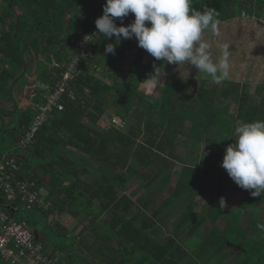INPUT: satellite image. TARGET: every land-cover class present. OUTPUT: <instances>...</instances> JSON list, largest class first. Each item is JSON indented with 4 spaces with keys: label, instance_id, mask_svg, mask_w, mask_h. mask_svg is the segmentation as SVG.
<instances>
[{
    "label": "trees",
    "instance_id": "trees-1",
    "mask_svg": "<svg viewBox=\"0 0 264 264\" xmlns=\"http://www.w3.org/2000/svg\"><path fill=\"white\" fill-rule=\"evenodd\" d=\"M3 1L2 100H10V85L22 72L24 42L30 38L24 51L26 74L35 73V81L50 87L72 53L70 39L95 29L105 3ZM191 6L214 9L219 23L243 12L264 17V0H191ZM133 19L130 13L115 23L127 25ZM110 42L96 34L75 81V100L66 98L64 109L51 113L25 150H12L14 141L2 135L29 125L34 109L28 102H43L45 90L34 87L36 83L18 93L13 88L17 106L22 99L25 108L15 130L0 132V156L24 155L23 160L17 158V176L33 180L38 191L46 190V206L8 203L0 192V208L36 231L37 240L44 235L43 250L57 264H264V232L257 227L264 224V195L252 197L238 187L220 163L237 121L264 120V97L249 95L237 83L173 75L154 96L141 88L154 73L144 61L146 50L134 38L122 39L115 55L104 54ZM133 47L134 56L124 69L121 65ZM52 53L59 65L36 64L39 55L48 58ZM26 54L32 58L30 70ZM106 114L124 120V129L101 126ZM132 181L142 188L135 198L126 193ZM226 186L238 197L225 199L228 207L221 209L216 194L223 195ZM197 196L206 198L202 205ZM244 213L249 217L244 219ZM63 215L76 224H63ZM206 220L211 225H205Z\"/></svg>",
    "mask_w": 264,
    "mask_h": 264
},
{
    "label": "clouds",
    "instance_id": "clouds-1",
    "mask_svg": "<svg viewBox=\"0 0 264 264\" xmlns=\"http://www.w3.org/2000/svg\"><path fill=\"white\" fill-rule=\"evenodd\" d=\"M130 13L134 16L130 23H115ZM94 23L97 31L86 35L84 40L92 42L89 37L99 34L112 41L105 45L104 54L115 55L116 45L122 39L134 38L138 47L160 62L159 66L154 65V73L144 79L148 88L162 84L166 64L176 65L179 70L190 64L213 83L229 78L228 46H223L219 60H213L209 44L203 39L204 33L214 30L219 23L214 9L196 10L191 0H105L102 14ZM185 74L187 78L186 68ZM229 138L232 142L225 146L221 167L238 187L249 191L252 197H261L264 195V120L237 121ZM227 207L221 196L219 208ZM257 227L264 232V224Z\"/></svg>",
    "mask_w": 264,
    "mask_h": 264
},
{
    "label": "built area",
    "instance_id": "built-area-1",
    "mask_svg": "<svg viewBox=\"0 0 264 264\" xmlns=\"http://www.w3.org/2000/svg\"><path fill=\"white\" fill-rule=\"evenodd\" d=\"M241 17L251 18L264 26V17L248 15L245 12ZM88 31L79 38H71L70 45L72 53L62 63V72L54 84L45 88L44 101L32 105L34 115L29 125L23 129L22 136L16 144L15 149L25 150L33 142L36 133L48 120L54 111L64 109L63 101L75 100V81L82 74L81 65L91 54L92 42L96 35L89 37L92 42H86L84 37L96 32ZM2 28H0V38ZM100 71L96 67L95 73ZM103 126L121 128L123 120L117 116L106 115ZM20 164L15 154L0 156V192L8 203L19 201L30 206L45 207L46 203L36 189L33 180L19 179ZM0 257L7 260L9 264H57L43 250V244L36 240L33 231L24 223L13 220L11 215L0 208Z\"/></svg>",
    "mask_w": 264,
    "mask_h": 264
},
{
    "label": "crops",
    "instance_id": "crops-1",
    "mask_svg": "<svg viewBox=\"0 0 264 264\" xmlns=\"http://www.w3.org/2000/svg\"><path fill=\"white\" fill-rule=\"evenodd\" d=\"M203 39L209 44V51L213 60H219L223 46H228L230 53L228 58L229 78L222 80L223 82L245 86L249 95H255L257 99L260 96L264 97V26L251 18L235 17L218 23L214 30L206 31ZM147 54L150 61L148 58L149 63H146L153 67L154 65L159 66L160 62L156 61L146 51ZM185 68L188 72L187 78L210 79L205 74L199 73L190 64L186 63ZM185 68L181 66L179 70L176 65L166 64L163 68V73L168 76L186 78ZM23 104L24 101L22 100L21 105ZM39 193L44 198L46 190L42 188ZM243 216L244 219L249 217L246 213ZM60 218L70 220L67 215H63Z\"/></svg>",
    "mask_w": 264,
    "mask_h": 264
},
{
    "label": "rangeland",
    "instance_id": "rangeland-1",
    "mask_svg": "<svg viewBox=\"0 0 264 264\" xmlns=\"http://www.w3.org/2000/svg\"><path fill=\"white\" fill-rule=\"evenodd\" d=\"M3 6H5V1H3V0H0V7H3ZM241 17V16H240ZM135 50H136V48H134L133 47V49L131 50V52H130V54H129V57L126 59V60H124L123 61V63H122V68H124V69H126L127 67H128V63L132 60V58H133V56H134V53H135ZM47 54V53H46ZM44 55L43 57L41 56V55H39V60H36V64L38 65V66H44V67H47L49 64H51L52 62H53V65H59L60 63L59 62H55V60H53L54 58H53V53L47 58V55ZM25 58H26V60L28 61V63H29V65L31 64L30 63V61H31V55H28V54H26L25 55ZM148 58H149V56H148V54L145 56V59H144V61H146V62H148L149 63V61H150V58H149V61H148ZM31 67H32V65H30V67L28 68L29 70L31 69ZM32 74H35V73H33V72H30L29 73V71L27 72V74H25L22 78H20L19 79V81H18V84H16V86L14 87V89H15V91H17V93H18V91H20V90H23L24 88H25V90H26V88L28 87V88H30V86L33 84V83H36L35 85H34V87H37V88H43L44 90H45V88L46 87H48L47 85H45V84H42V82L41 81H38V79H37V81H35V76H33ZM168 75H162L161 76V83L162 84H164V82H165V78L167 77ZM196 79H198V78H196ZM147 83L148 82H144V85H142L141 86V88H143L144 90H146V92H148V93H150V94H152V95H154V96H157L158 95V90H159V86H161L162 84H158L156 87H154V88H148L147 87ZM21 98V97H20ZM19 98V99H20ZM11 100V99H10ZM10 100H6V99H1L0 98V105H3V106H9L10 108H12L11 110H12V112H11V118H10V120H9V122H6L4 125L5 126H3V129H7L9 126H14L15 125V122H16V118H17V116L18 115H21V113L23 112V109L25 108V106L24 105H21V103H22V99L21 100H19L18 102H19V108H18V110H17V113H15L16 112V110L14 109V104L10 101ZM27 106H29V107H31L32 106V104H31V102L29 103L28 102V105ZM1 109H3L2 107H0V113L2 112V110ZM233 106L231 107V110L233 111ZM109 113H111V112H109ZM106 115H109V114H106ZM5 117H8V115H6L5 114ZM105 120H106V118L105 117H103ZM102 117H101V119H100V124H101V126L105 123V121H104V119H103ZM4 120V119H3ZM5 122V121H4ZM126 126V122L123 120V122H122V126H121V128H123L124 129V127ZM120 128V129H121ZM5 131V130H4ZM23 132V130L22 131H20V132H15L14 134H9V133H5V134H3L2 136L3 137H6V138H8V140H10V141H14V146H13V148H12V150L14 149V147H16V143H17V141H18V139L20 138V136H21V133ZM16 142V143H15ZM5 150V149H4ZM204 153H206L207 151H206V147H204V150H202ZM179 153L180 154H182V155H184L185 157H186V155H185V151H183V148L182 147H180V149H179ZM181 155V156H182ZM205 159V158H204ZM180 166V164L178 163V165L175 167L176 169H175V172H177L178 171V167ZM224 178V177H223ZM228 185V184H227ZM138 186V183L136 182V181H132L128 186H127V188H126V193H132V195H133V198H135V197H137L141 192H142V188H139V187H137ZM217 195H219V198L222 196V197H224L225 199H230V200H233L235 197H238V195H237V193L235 192V191H233L231 188H229V186H226L225 187V189L223 190V195H220V194H216V196ZM218 198V199H219ZM205 199L206 198H204V197H201V196H197V198H196V200H197V202L199 203V205H202V203L205 201ZM23 204H25V203H23ZM22 206V208L24 207V205H21ZM199 209V208H198ZM57 219V218H56ZM61 222H63V224H65V225H67L69 228H72V226H74L75 224H76V221L75 220H72V218H70V222L68 221V219H66V218H60L59 219ZM205 225H211V223L208 221V220H206L205 222ZM50 224H52V221L50 222ZM42 237H41V242H42V244H43V246H44V244H46L47 243V238H45V236L44 235H41ZM197 241V239L195 240V241H193V242H196ZM191 243V242H190ZM190 246L192 247L193 245L192 244H190ZM191 247H189V248H191ZM188 247H187V249H189ZM0 259L1 260H3L5 263H7V264H9V262L7 261V260H5V259H3V258H1L0 257Z\"/></svg>",
    "mask_w": 264,
    "mask_h": 264
},
{
    "label": "water",
    "instance_id": "water-1",
    "mask_svg": "<svg viewBox=\"0 0 264 264\" xmlns=\"http://www.w3.org/2000/svg\"><path fill=\"white\" fill-rule=\"evenodd\" d=\"M64 34L66 33V29L65 31L63 32ZM30 39V38H29ZM29 39L23 43L22 45V48H21V51H20V55H21V58H22V63H23V69H22V72L19 76H17L11 83L10 85V88H9V97L12 101V103L14 104V109L17 110V103L15 101V99L13 98V88L15 87L16 83L19 81L20 78H22L25 74H26V71H27V64L24 60V51H25V48H26V45L29 41ZM43 51V43L40 41V53H42ZM2 111H4V109H1ZM3 126H4V120L0 117V132L3 130ZM17 158H20V159H24V155H16ZM7 210L10 212V209L7 208ZM34 237L35 239L37 240L38 239V235H37V232L34 231Z\"/></svg>",
    "mask_w": 264,
    "mask_h": 264
},
{
    "label": "flooded vegetation",
    "instance_id": "flooded-vegetation-1",
    "mask_svg": "<svg viewBox=\"0 0 264 264\" xmlns=\"http://www.w3.org/2000/svg\"><path fill=\"white\" fill-rule=\"evenodd\" d=\"M0 107H2L3 109H4V111H2V112H4V113H6L7 115H8V117H5V116H0L2 119H4V124L6 123V122H9V120H10V118H11V112H12V108H10L9 106H3V105H0ZM17 121V120H16ZM5 126V125H4ZM8 128H10V129H16L17 127H16V122H15V125L14 126H9ZM20 128V127H19ZM17 157V156H16ZM0 264H7V263H5L3 260H0Z\"/></svg>",
    "mask_w": 264,
    "mask_h": 264
}]
</instances>
